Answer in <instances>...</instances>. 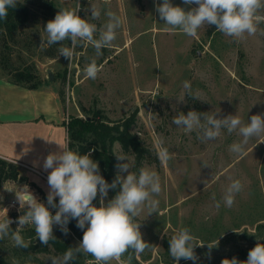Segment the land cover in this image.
<instances>
[{
	"label": "rangeland",
	"instance_id": "rangeland-1",
	"mask_svg": "<svg viewBox=\"0 0 264 264\" xmlns=\"http://www.w3.org/2000/svg\"><path fill=\"white\" fill-rule=\"evenodd\" d=\"M31 1L33 19L15 31L13 38L0 39V61L11 57L17 69L31 68L44 81L54 82L62 93L59 97L67 120L72 115L84 117L97 112L111 125L126 127L128 144L124 147L116 141L113 145L116 165L129 163L130 171L136 174L142 167L149 168L160 177L161 192L154 197L158 200L156 212L149 214L145 207L135 218L142 238L151 247L131 255V264H175L169 240L181 227L188 228L199 245L194 247L195 262L181 259L179 264H222L233 257L246 261L257 243L264 244V134L252 137L244 154L239 155L230 151L233 143L242 140L238 132L228 134L222 129L220 137L202 140L199 129L186 133L172 120L189 111L216 113V118L238 115L245 123L252 115L264 116V23L255 35L245 34L239 40L211 25L201 27L196 37H189L179 31H165L168 26L156 11L162 0H110L107 5L104 0H53L54 12L42 7L39 0ZM171 3L186 11L197 7L185 5L183 0ZM91 5L101 10L99 19L91 18ZM78 7V15L98 29L106 22L104 12L109 8L123 24L113 46L102 49L101 56L95 57L94 48L82 42L69 61L60 55V44L46 43L44 28L60 9ZM42 39L45 42L41 43ZM63 45L71 47V42L64 41ZM48 51L53 54L48 55ZM93 57L102 65L96 79L84 73ZM48 69L54 75L52 80L48 79ZM185 81L198 92L199 99L188 96ZM161 140L172 156L167 163L158 158ZM115 154L125 155L127 160L118 161ZM6 161L26 174L21 165ZM236 179L243 189L229 208L222 197ZM25 186L44 203L35 189L7 179L0 183V206L17 199ZM112 198L108 193L105 203ZM217 201L219 209L215 207ZM50 211L53 215L56 212L53 208ZM18 230L31 242V248L16 247L10 236L0 240V257L7 264H51L50 257L63 255L51 244L42 248L33 225ZM53 233L64 234L55 224ZM69 239L76 246L82 242L72 235ZM128 256L126 253L122 259ZM84 258L86 264L90 260L95 264L90 255Z\"/></svg>",
	"mask_w": 264,
	"mask_h": 264
},
{
	"label": "clouds",
	"instance_id": "clouds-1",
	"mask_svg": "<svg viewBox=\"0 0 264 264\" xmlns=\"http://www.w3.org/2000/svg\"><path fill=\"white\" fill-rule=\"evenodd\" d=\"M110 4V0H104ZM185 5H197V7L185 10L181 6H174L171 0H162L156 5V11L168 27L165 31H179L189 37H196L198 30L211 25L226 36L237 40L245 37V34L255 35L258 26L264 23V0H183ZM17 0H0V20H6L10 8H16ZM76 9H60L55 18L46 24V43L48 45L60 44L59 53L69 61L74 55L75 47L86 42L95 50V57L101 56L102 49L110 48L117 38V30L121 28L123 20L110 8L104 12L107 17L103 26L97 25L88 19L78 15ZM101 10L96 5H91V18L99 19ZM98 33V35H97ZM64 41H70L71 47L63 45ZM45 42L43 39L41 41ZM84 69L87 78L96 79L102 70V65L97 64L96 58ZM183 87L189 97L199 99L198 92H193L191 84L185 81ZM172 123L184 129L186 133L199 129V138L202 140H214L221 136L222 129L228 134L238 132L242 140L233 143L230 151L243 155L245 146L252 137L264 134V116L252 115L250 121L245 123L238 115H228L224 118H216V113H199L189 111L186 115L181 112L176 115ZM160 148L158 158L162 163L172 159L168 149L163 146V141L158 142ZM118 161L127 160L125 155H117ZM207 166V165H205ZM45 170L51 169L47 181L49 192L47 205L38 199L25 186L21 194L17 195L21 209H26L19 216V227L13 231L10 225L13 223L6 216L0 219V240L11 238L14 245L19 248H28L30 243L26 241L18 229L33 225L36 237L42 244L49 245L55 240L53 225L60 226V230L69 234L67 225L70 219L77 221L76 226L83 231L82 242L78 247L68 248L62 256L50 257L51 264H70L78 254L90 255L95 264H131V255L127 260L122 259L126 253L134 252L136 255L150 249L141 235L140 224L135 218L147 207L149 214L156 212L158 200L154 199L161 192V183L158 173L149 168H140L139 173L130 171L129 163H118L116 178L109 184L100 174L99 164L91 158V152L80 154L64 149L59 153L49 154L43 165ZM127 173V175H122ZM119 188L114 198L105 203L109 190ZM243 185L239 179L233 180L227 187L222 199L226 207H232L235 195L240 193ZM100 195V206L93 205V200ZM59 198L58 204L55 202ZM215 200V194L212 197ZM220 202L215 207L219 209ZM50 208H55L53 215ZM196 237L186 227L176 230L169 240V253L175 264L181 259L195 262L198 257L194 252L197 244ZM202 246V245H201ZM88 264H93L89 261ZM222 264H264V244L257 243L248 252L246 261H239L235 257L231 260L224 259Z\"/></svg>",
	"mask_w": 264,
	"mask_h": 264
},
{
	"label": "crops",
	"instance_id": "crops-1",
	"mask_svg": "<svg viewBox=\"0 0 264 264\" xmlns=\"http://www.w3.org/2000/svg\"><path fill=\"white\" fill-rule=\"evenodd\" d=\"M12 61L10 57L8 63ZM41 78L38 88L29 89L0 68V158L24 167L47 196L51 169H44V161L68 149V132L58 86Z\"/></svg>",
	"mask_w": 264,
	"mask_h": 264
},
{
	"label": "trees",
	"instance_id": "trees-1",
	"mask_svg": "<svg viewBox=\"0 0 264 264\" xmlns=\"http://www.w3.org/2000/svg\"><path fill=\"white\" fill-rule=\"evenodd\" d=\"M39 1L42 7L50 10V12H54L53 0ZM30 4H32L31 0H17L16 8L9 9L7 19L0 20V34L2 36L0 39L5 41V38H13L15 36V31L33 19ZM56 14L57 13L53 15ZM52 54L53 53L48 51V55ZM8 61L9 57H4V59L0 61V64H2L3 70L7 69L6 71L10 75L12 82L29 89L38 88L43 83V79L36 71L31 68L17 69L16 65H11ZM59 94H62L61 91H59ZM65 125L68 132V149L71 150L75 148L76 151L82 155L91 152V158L99 164L100 174L111 184L117 176L113 145L116 141L122 143L124 147L128 144V142L126 143V127L121 129L120 125H111L105 119L103 120L98 116L97 112H94L93 115L84 117L72 115L65 122ZM7 179L18 180L35 189L40 195L39 197L43 199L44 203L47 205V196L42 188L31 181L27 174H22L17 166L0 158V183ZM118 190L119 188L115 190L110 189L109 194L114 197ZM55 202L58 204V197ZM93 205L96 207L100 206L99 193L97 198L93 200ZM53 209L56 211L55 208ZM76 224V220L70 219L67 225L69 230L68 235L63 234V236L60 237L58 233H53L55 240L50 241L49 244H51L57 252L64 254L68 248L78 247L73 245L69 239V236L72 235L82 241L84 230L78 228ZM10 227L13 228L11 225ZM30 231H33V229H30ZM28 248L31 247L29 246ZM42 248H46L45 244L42 245ZM128 254L133 256L134 252L130 250ZM0 264H7L2 257H0ZM70 264H86L84 254H78L76 259L71 261Z\"/></svg>",
	"mask_w": 264,
	"mask_h": 264
},
{
	"label": "built area",
	"instance_id": "built-area-1",
	"mask_svg": "<svg viewBox=\"0 0 264 264\" xmlns=\"http://www.w3.org/2000/svg\"><path fill=\"white\" fill-rule=\"evenodd\" d=\"M31 193L35 196V194L33 192H31ZM19 194H21V193H19ZM6 210H7V217L13 221L11 226L19 227V225H18V223H16V221H18L19 216L24 214V210H26V209H21L18 199L12 198V199L8 200L7 202H4L1 204V206H0V219L5 218Z\"/></svg>",
	"mask_w": 264,
	"mask_h": 264
},
{
	"label": "water",
	"instance_id": "water-1",
	"mask_svg": "<svg viewBox=\"0 0 264 264\" xmlns=\"http://www.w3.org/2000/svg\"><path fill=\"white\" fill-rule=\"evenodd\" d=\"M48 79L52 80L54 78V75L50 69L47 70Z\"/></svg>",
	"mask_w": 264,
	"mask_h": 264
}]
</instances>
